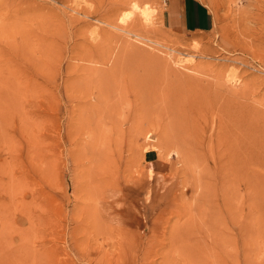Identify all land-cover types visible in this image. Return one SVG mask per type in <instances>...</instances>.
<instances>
[{"label": "rangeland", "instance_id": "rangeland-1", "mask_svg": "<svg viewBox=\"0 0 264 264\" xmlns=\"http://www.w3.org/2000/svg\"><path fill=\"white\" fill-rule=\"evenodd\" d=\"M199 1L208 31L167 27L166 0H0V264H264V196L239 174L209 194L206 148L170 136L264 114V0Z\"/></svg>", "mask_w": 264, "mask_h": 264}, {"label": "bare ground", "instance_id": "bare-ground-1", "mask_svg": "<svg viewBox=\"0 0 264 264\" xmlns=\"http://www.w3.org/2000/svg\"><path fill=\"white\" fill-rule=\"evenodd\" d=\"M149 13L150 12L147 11L146 9L144 10V14L146 16H148ZM162 52H164V51H162ZM164 53H166V52H164ZM154 55H156V54L154 53ZM159 56H160V54H159ZM40 61H41V59H40ZM42 69H43V67H42ZM176 73H180V72L177 71ZM148 75H150V74H148ZM149 78L151 79V77H149ZM157 79H156V74H155L154 83H156L155 80H157ZM146 80H147V78H146ZM159 80H161V78ZM143 82H142V84H144ZM157 82H159V81H157ZM175 82H174V85H175ZM148 83L150 84V82H148ZM151 83H153V82H151ZM160 83H161V81H160ZM177 83H178V81H177ZM183 83H181V84H183ZM140 84H139V86H140ZM156 84H158V83H156ZM181 84L180 85L176 84V85H179L181 87ZM166 85H168V81H167ZM171 85H173V84H171ZM176 85H175V87H176ZM158 86H156V88ZM161 86H163V85L161 84ZM185 86H184V88H186ZM175 87H173L174 90L176 89ZM137 88H138V86H137ZM140 88L142 89V87H140ZM161 88H163V87H161ZM148 89H150V87H148ZM155 90L153 92H157V91L159 92V89L156 91ZM164 90H166V89H164ZM138 91H140V89ZM147 91L149 92V90H147ZM161 91L165 92V91H163V89H161ZM169 91H170V89H169ZM171 91H172V88H171ZM18 92H19V90H18ZM160 92H159V95H160ZM185 92H188V91H185ZM218 92H220V91H218ZM150 93H151V91H150ZM179 93L180 92H178V94ZM206 93H207V91H206ZM144 94H146V93H144ZM155 94H158V93H155ZM155 94L153 96H156ZM170 94L172 96L173 93H170ZM183 94H185V93H183ZM148 95H149V93H148ZM161 95L163 96L162 93H161ZM173 95H176V94H173ZM217 95L218 94L216 93L215 96H217ZM138 96H140V95H138ZM184 96L185 95H183V97ZM163 98L164 97H162L160 99H163ZM165 98H167V97H165ZM176 98L178 99L177 96H176ZM18 99H19V96H18ZM150 99H151V97H150ZM27 100H29V98ZM140 100H141V98H140ZM142 100H144V99L142 98ZM157 100H159V99H157ZM238 100L241 101V98L237 99V101ZM178 101H180V100H178ZM227 101H229V100L227 99ZM226 103L224 102V105L222 106V108L226 111V112L224 111V113L227 115V118L221 119V117H220V121L218 124L219 131H218V133H215L214 135H210L209 138L206 139L207 140L206 146L204 144H198L199 142L193 143V141H196L198 139V136H197L198 131H196L197 129L195 128L194 124H192L190 122L183 124V122L180 121L177 128L175 129L176 135L174 133H172V131H170V136H171V138H172V135L174 137H176L177 140H175V142H176L178 147L188 146V148H196V146H199L200 148H203V149L206 148V177H207V181H206L205 185H206V191L208 193L209 192L212 193L214 190V189L207 190V187H210L211 183H212L210 179L216 180L217 187L219 185V187L222 188V186L223 185L225 186V184H226V187H228L227 182L231 180L230 176L231 175L236 176L239 174L237 176L240 179V183H239L240 185L238 187V191L239 190L241 191V189L244 190L242 192V195L246 194V196L250 195V193L252 192V195L253 194L255 196L259 195L258 198L260 199L261 197L264 196V114L262 115V113H260V115H259L257 113L258 110L250 108L251 106H249V104H246V106H244L245 104L243 105V107L245 109L242 106H241L242 109H240L239 107H238V109H232L234 107H232V105H230L231 107L229 106V104L231 102L228 104V106L225 105ZM232 103L234 105V102H232ZM253 104H255V103H253ZM247 105L249 106L248 108H247ZM237 106H238V103H237ZM21 109H23V108H21ZM260 111H262V110L259 109L258 112H260ZM263 112H264V109H263ZM20 114H22V113H20ZM23 116H25V118H26V115H23ZM31 117H29L30 118L29 121L31 120ZM31 121H33V120H31ZM232 128H236V129H232ZM237 128H238V131H237ZM21 129H24V128L22 127ZM27 129H29V127H27ZM234 132H239V134H234ZM206 137H207V135H206ZM170 143H171V141H167V144H170ZM192 144H194V145H192ZM218 168H219V171L216 170ZM226 187H224L225 190L222 192L219 191L220 188H217V189H218L219 194L221 195V197L223 199V205H225V208L229 212H231V207L234 208V207H236V204H237V201L233 198L237 197V200H238V196L232 197V191H230V189L229 188L227 189ZM216 207H217V205H216ZM217 209L221 210V208H218V207H217ZM243 209H245V203L243 205ZM246 209L249 210L250 214L255 213V212L258 214V216H259L258 217V225H257V227L259 228L258 230L264 229V197H263L262 202L259 201L258 203L256 202L255 204H250L248 206L246 205ZM231 217H232V221L235 222V224L236 223L239 224V220H238L237 216L232 215ZM244 219L245 218H243V215H242V221L240 224L245 226V228H246L248 226H246V222L244 221ZM263 237H264V234H263Z\"/></svg>", "mask_w": 264, "mask_h": 264}, {"label": "crops", "instance_id": "crops-1", "mask_svg": "<svg viewBox=\"0 0 264 264\" xmlns=\"http://www.w3.org/2000/svg\"><path fill=\"white\" fill-rule=\"evenodd\" d=\"M163 20L176 30L208 31L214 24L211 10L199 0H166Z\"/></svg>", "mask_w": 264, "mask_h": 264}]
</instances>
